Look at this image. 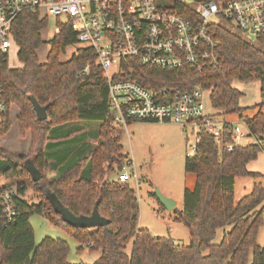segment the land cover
<instances>
[{"label":"trees","instance_id":"trees-1","mask_svg":"<svg viewBox=\"0 0 264 264\" xmlns=\"http://www.w3.org/2000/svg\"><path fill=\"white\" fill-rule=\"evenodd\" d=\"M173 6L182 13L188 12L185 3L176 1ZM48 26L49 19L39 12L25 11L12 28L21 65L10 67L8 54L0 52V83L8 103L19 110L17 122L21 135L31 133L28 161L42 174L41 179L34 180L25 165L19 168L0 147V170L24 176L16 188V220L1 227L0 264H88L69 262L70 245L65 239L47 236L37 244L30 222L35 214H43L71 230L80 243L79 250L84 242L91 244L90 250H99L100 256L91 264H247L251 252L252 264H264V247L258 241L264 226V185L255 184L253 191L239 202L234 196L237 177L261 176L259 172L249 171L247 165L264 151V36L255 44L226 27L219 29L222 68L216 71L138 68L134 74L124 75L152 88L170 85L191 89L202 85L210 90V103L214 115L219 117L258 108L254 116H240L248 135L257 142L231 149L204 133L197 153L187 156L185 170L196 175V182L193 188H185L183 207L176 208L171 215L188 228L191 240L188 244H178L173 238L158 237L139 227L135 188L131 182H120L118 177L110 179L109 173L119 174L127 162L122 154L124 128L112 121L108 82L105 72L96 64L95 53L85 46L62 61L60 55L67 47L79 42L74 30L65 25L50 41L46 61H41L38 50L45 43L43 32ZM86 68L88 72L84 73ZM234 81H260V102L241 106L243 92L234 86ZM29 96L49 106L46 120H38ZM80 121L100 122L97 145L85 142L86 135L72 141L75 129L66 128ZM11 125L9 118L0 136ZM233 142V134L225 132L223 143ZM79 143V159L58 174H44V170L52 168L51 156L57 153L60 144L73 149ZM68 150L67 147L65 151ZM87 150L88 155L80 159ZM54 158L58 161L57 156ZM29 188L38 193L34 201L25 198ZM51 195L77 215H91L100 200L98 210L110 223L98 228L71 226L54 211ZM227 226L231 229L225 230L219 243H214L218 230ZM131 240L133 245L129 250L127 242Z\"/></svg>","mask_w":264,"mask_h":264},{"label":"built area","instance_id":"built-area-1","mask_svg":"<svg viewBox=\"0 0 264 264\" xmlns=\"http://www.w3.org/2000/svg\"><path fill=\"white\" fill-rule=\"evenodd\" d=\"M184 3V2H182ZM182 13L175 6L157 0H0V52L8 54L15 41L12 28L25 11L39 12L55 22V35L68 26L79 42L96 55V64L108 82L109 110L113 123L121 128L132 122H173L190 131L189 156L197 153L201 135L210 134L231 149L248 136L245 123L228 122L209 112L202 85L191 89L165 85L146 87L124 78L138 68L203 73L222 68L218 30L226 27L244 39L264 36V0H199L187 4ZM43 14V15H42ZM88 72V68L84 73ZM11 105L0 83V130L10 118ZM232 133L233 143H223L224 133ZM128 160L118 174L122 183L141 180ZM17 189L0 185L1 227L16 220ZM90 249L91 244L86 243Z\"/></svg>","mask_w":264,"mask_h":264},{"label":"rangeland","instance_id":"rangeland-1","mask_svg":"<svg viewBox=\"0 0 264 264\" xmlns=\"http://www.w3.org/2000/svg\"><path fill=\"white\" fill-rule=\"evenodd\" d=\"M161 5L173 6L176 1L184 2L185 4H194L199 0H157ZM43 15V14H42ZM55 22L51 18L49 26L43 32L45 43L39 48L38 54L41 61H46L47 54L50 49V41L55 35ZM257 44L256 38L247 39ZM87 46L86 43L78 42L75 45L67 47L65 53L60 55L62 61L72 57L78 48ZM19 47L13 43L8 51V64L10 67H18L21 65L18 56ZM234 86L243 92L240 104L243 107L256 105L261 99V83L260 81L240 82L234 81ZM206 105L209 112L213 110L209 95L206 97ZM19 113L16 105L11 104L10 120L11 127L8 132L0 136V147L6 154L11 156L14 163H18V167H23L26 160L29 158V150L32 142L31 133L26 132L23 137L20 132V126L17 122ZM239 125L246 130L241 123ZM79 128V130H77ZM100 122L98 121H80L68 125L66 129L75 132L72 133V141L74 138L83 136L96 135L99 133ZM246 138V137H245ZM243 138L244 142H247ZM194 140V135L190 131H184L183 128L176 123L168 122H132L127 127H124L122 145V154L126 156V160L134 162L141 180L139 186L133 184L137 198L139 201V210L137 212V224L141 228H147L150 232L158 237H170L178 244H188L191 240V235L188 228L181 222L175 221L173 216L166 208L162 207L156 193L159 189L163 194L172 197L179 201L176 208L183 207L184 190L190 183V173L185 170V161L191 151L190 141ZM52 162L55 161L52 155ZM31 158V157H30ZM51 162V163H52ZM116 164H112L114 169ZM51 169V170H50ZM53 168L44 170L46 176H51ZM57 171V170H56ZM113 172V171H112ZM115 172V171H114ZM57 173V172H55ZM111 180H116L118 172L109 173ZM24 176L17 172L5 174L0 170V185H11L17 188V183ZM194 187V186H193ZM192 187V188H193ZM37 192L33 188H29L25 198L30 200L37 199ZM264 206V203H263ZM175 208V209H176ZM31 225L34 229L36 243H40L45 237L65 239L70 245L69 262L71 263H93L101 254L99 250H90L87 247L79 250V241L74 236L73 232L60 224H55L50 218L43 214H35L30 218ZM231 226L218 230L214 239V243H219L224 235L225 230H230ZM259 244L264 247V226L259 232ZM87 242L82 243L86 246ZM130 250L133 245V240L127 242ZM252 252L247 264H252Z\"/></svg>","mask_w":264,"mask_h":264},{"label":"crops","instance_id":"crops-1","mask_svg":"<svg viewBox=\"0 0 264 264\" xmlns=\"http://www.w3.org/2000/svg\"><path fill=\"white\" fill-rule=\"evenodd\" d=\"M212 112H214V110H212ZM257 112H258V108H256V109H248L247 111H245L242 114L243 115L254 116ZM242 114H230V115H226L225 117H221V116L220 117L223 118L224 120L228 121V122H233V123H241V122H243V123H245V121H243L241 119V117H240ZM99 137L100 136H99L98 131H97L96 135L88 134L87 137L85 138L86 139L85 142H89V143H91L93 145H97L98 141H99ZM246 138L245 139H246L247 142H244L243 139H241V142H240L241 146L257 142V140L254 137H251L249 135ZM67 145L68 144H66V145L64 144L63 146H61V144H60L57 147V149L55 150V152H57V153L54 154V156L58 157V161L55 160L56 161L55 162L53 160V162H52L53 171H51V172H53V173H52L51 176H53L55 174H58L63 169L67 168L68 165L72 161H75V160L79 159L77 151H78V147H80V143L78 144V146L73 145V149H71ZM64 146H66L65 149H64ZM67 147L70 150L65 151L67 149ZM66 152H67V154H66ZM75 152H77V153H75ZM87 155H88V150H87L86 154H83L82 156L80 155L81 156L80 159H82L84 156H87ZM247 167H248L249 171L261 173V176L260 177H256V178L251 177V176H242V177H237L235 179V193H234V196H235V201L236 202H239L243 197H245L246 195L250 194L253 191V188H254L255 184L261 183V184L264 185V151L260 152L256 159L250 161L248 163ZM55 172H57V173H55ZM189 175H190V183H188L187 187L192 188L195 185V182H196V175L194 173H190ZM178 205H179V201H177V206Z\"/></svg>","mask_w":264,"mask_h":264},{"label":"water","instance_id":"water-1","mask_svg":"<svg viewBox=\"0 0 264 264\" xmlns=\"http://www.w3.org/2000/svg\"><path fill=\"white\" fill-rule=\"evenodd\" d=\"M33 104V108L36 112L39 121L46 120L48 118V105H41L38 100L29 96ZM26 168L34 178V180H39L42 177L40 171L34 166L31 161H26ZM156 195L160 203L170 212H173L177 207V200L172 197H168L163 194L159 189H156ZM50 202L54 208V211L59 214L62 220L74 227L78 228H98L106 226L110 223V220L102 216L98 210V205L100 200L95 204L91 215H77L73 213L67 206H65L55 195L50 196Z\"/></svg>","mask_w":264,"mask_h":264}]
</instances>
